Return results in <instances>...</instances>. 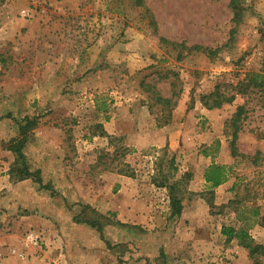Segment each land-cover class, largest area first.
Returning a JSON list of instances; mask_svg holds the SVG:
<instances>
[{"label":"rangeland","instance_id":"obj_1","mask_svg":"<svg viewBox=\"0 0 264 264\" xmlns=\"http://www.w3.org/2000/svg\"><path fill=\"white\" fill-rule=\"evenodd\" d=\"M137 2L0 0V91L36 90L31 106L9 112L7 121L0 120V145L9 149L10 141L19 137L23 117L37 116L38 130L31 131L27 143L35 133L61 142L64 167L71 170L69 180L83 197L101 191L107 197L117 196L115 183L105 178L108 171L133 174L144 187L155 184V179L177 182L175 194L182 203L203 197L209 205L214 245L206 264H255L256 260L264 264V254L253 258L247 248L236 240L227 241L222 233L224 225H240L239 209L249 215L250 208L259 206L264 212V91L248 83L247 76L250 71L264 73V0H246L245 20L228 46L234 26L229 0ZM161 37L183 45L161 42ZM195 44L221 47V51L209 57L202 50L184 47ZM148 85L172 97V103L156 102ZM216 87L236 94L235 101L207 108L202 95ZM101 99L109 105L107 112L96 107ZM239 106L244 111L235 139L233 118ZM114 116H120L121 128L109 134L105 125ZM149 116L152 125L165 130V141L160 146L137 147L131 138L144 135ZM6 133L7 141L3 139ZM12 155L5 159L10 175L14 168L28 166L32 172L39 171L49 194L59 195L55 188L52 192V180L37 170L33 156L30 162L28 156L22 161ZM216 161L231 166L229 178L206 192L204 176L197 178L193 168L203 169ZM13 176L9 187L21 181L19 174ZM25 179L22 182L41 186L34 176ZM8 192L7 187L0 190V199L4 197L0 261L30 264L28 251L38 255L48 247L44 238L37 249L27 242L35 228L29 229L20 216H29L31 210L21 206L14 216L9 207L13 196ZM153 193L142 195L166 203V209L157 210L171 215L168 188ZM67 205L76 221L118 222L117 212L109 211L104 217L90 203ZM139 227L136 232L145 230ZM175 227L179 238L203 231L202 225L189 222ZM249 231L256 242L264 244V225L256 223Z\"/></svg>","mask_w":264,"mask_h":264},{"label":"crops","instance_id":"obj_2","mask_svg":"<svg viewBox=\"0 0 264 264\" xmlns=\"http://www.w3.org/2000/svg\"><path fill=\"white\" fill-rule=\"evenodd\" d=\"M35 93V88H29L26 92L19 88L0 91V120L7 121L9 112H21L22 107L31 106L30 101ZM53 93L51 89L49 96H54ZM119 119L120 116L117 118L114 116L108 125H105L109 134L116 133L121 128ZM148 119L150 124L143 132L144 135L139 134L131 138V143L137 147L160 146L165 141V130L152 125L150 116ZM37 130L38 127L34 132ZM41 135L35 133V138L24 148V154L28 156L30 162H32L30 156L38 161L35 167L41 170L43 177L52 180V192L55 188L59 193L56 196L33 182H26V179L25 182H22L24 180L14 182L9 187L7 183L11 180L8 171L10 163L5 162V159L12 157L13 152L7 148L3 150L0 145V190L7 187L8 193L13 196V204H9V207L13 210L14 216L21 206L25 205L31 210L29 216H20V221L29 223L27 225L29 229L34 227L35 230L31 232L40 236V242L44 238L48 247L43 254L37 255L28 251L31 254L28 256L30 264H206L214 245L213 219L207 200L200 197L199 200L185 201L180 215H164L157 209H166L168 207L166 203L161 204L157 198L151 200L142 194L146 191L151 194L154 191V196L157 190H166L165 187L153 183L144 187L131 175L118 171H108L104 174L105 178H109V182L113 180L115 183L117 196L107 197L101 191L98 194L93 192L92 197L90 195L83 197L76 184L69 180L71 170L64 167L65 150L60 145L61 142ZM7 137V133L6 136L3 135L5 141L8 140ZM211 163L209 162L203 169L193 168L195 176L202 179L205 168ZM204 182L206 192L212 189L209 183L205 180ZM107 187L111 188V185ZM190 188L198 189L197 186ZM81 201L90 203L105 216L110 215L109 211L117 212L118 222H107L102 235L96 227L87 222L76 221L71 216L67 203ZM3 204L4 197L1 196L0 207ZM43 209L48 211L43 212ZM34 210L36 211L33 212ZM187 222L191 226L202 225L203 231L200 230L202 235L191 232L179 238L175 233V224L183 226ZM140 225L145 228L141 233L136 232ZM40 242L32 244V247H40Z\"/></svg>","mask_w":264,"mask_h":264},{"label":"trees","instance_id":"obj_3","mask_svg":"<svg viewBox=\"0 0 264 264\" xmlns=\"http://www.w3.org/2000/svg\"><path fill=\"white\" fill-rule=\"evenodd\" d=\"M136 1H138L137 3L141 5L143 4V0H136ZM245 2L246 0H229V8L233 14L232 20L234 22V26L230 30V37L228 39V43L226 44L227 46L230 45L229 43L234 41L235 35L238 32L239 26L245 20V13H246ZM160 41L165 42V43L177 44V42H171L170 40L164 37H161ZM177 45H183V43H180ZM184 47L188 49L202 50L205 53H207L209 57H215L221 51V47H218V48L203 47L199 44H195L190 47L185 45ZM247 76L249 79L248 83L254 84L255 86L256 85L261 86L262 90L264 91V73L263 72L250 71V72H247ZM248 86L249 84L246 85L243 89L240 88L241 91H245ZM146 89L150 92V94H152V97L156 100V102L162 103L165 105H169L170 103H172V100H173L172 97L169 98V97L162 96L157 90L150 88L149 85H148V88ZM201 99L203 101V104L207 108L211 109V108L221 107L225 102L233 103L236 99V94L228 95L226 92H221L219 87H216V89L212 91L211 93L202 95ZM96 107L99 111H104V112H107L109 109V105L105 99L98 100ZM243 111H244L243 106H239L233 118V128H234L233 136L235 139L237 138L238 131L240 129V125L238 124V121L240 120V117ZM22 121L23 123L19 125V128H20L19 137L13 138L10 141L11 144L8 148L17 155L18 159L25 161V154H24L23 149L29 140V135L31 131L38 125V121H37V116L31 117L28 115L24 116ZM230 169H231V166L228 164L212 162L205 168V171H204L205 181L209 183V185L212 188H215L228 180ZM16 173L19 174V177H17V179L19 180L34 176V180L40 183L41 187L46 188V189L49 188L48 184L42 183V179H41L39 171L32 172L28 168V166L27 167L25 166L23 169L14 168L11 172L12 177H14L13 175L14 174L16 175ZM129 175H133V174H129ZM169 177H170V174L165 175L164 178H169ZM153 182L157 186L168 188L169 194H170V203L173 207V210L171 213L173 216L180 215L183 209V203L181 201V198L177 197L175 194V188H176L177 182L172 184V183H168L166 180L156 181V179L153 180ZM209 202L212 206L213 202L211 200ZM245 210L246 209L244 210L239 209L237 211L236 218H237V221L240 223V225L239 226L224 225L222 228V233L226 236L227 241L236 240L240 246H243L244 248H247L249 250V254L253 258H256L258 255L264 254V244L256 242L254 238L252 237L249 229L252 225L256 223L260 225H264V212L261 211V208L259 206L250 208L249 215L246 214ZM102 216L105 217V215H102ZM84 222H87L93 227H96L99 230V232L103 235L104 225L108 221L106 223H103L97 220L96 221L85 220ZM255 264H259L258 260H256Z\"/></svg>","mask_w":264,"mask_h":264},{"label":"built area","instance_id":"obj_4","mask_svg":"<svg viewBox=\"0 0 264 264\" xmlns=\"http://www.w3.org/2000/svg\"><path fill=\"white\" fill-rule=\"evenodd\" d=\"M27 242L32 244H39L40 242V236L35 235L33 232L28 233L26 237ZM22 255V254H20ZM0 264H4L2 261H0Z\"/></svg>","mask_w":264,"mask_h":264}]
</instances>
